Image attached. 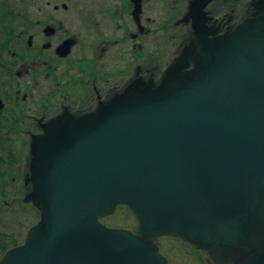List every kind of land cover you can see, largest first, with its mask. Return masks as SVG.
<instances>
[{
    "label": "water",
    "instance_id": "obj_1",
    "mask_svg": "<svg viewBox=\"0 0 264 264\" xmlns=\"http://www.w3.org/2000/svg\"><path fill=\"white\" fill-rule=\"evenodd\" d=\"M198 43L192 69L179 60L153 89L39 142L40 221L0 264H167L154 242L167 233L221 263L264 264V14ZM118 203L136 233L100 222Z\"/></svg>",
    "mask_w": 264,
    "mask_h": 264
},
{
    "label": "flooded vegetation",
    "instance_id": "obj_2",
    "mask_svg": "<svg viewBox=\"0 0 264 264\" xmlns=\"http://www.w3.org/2000/svg\"><path fill=\"white\" fill-rule=\"evenodd\" d=\"M8 2L15 14H6L0 30V211L23 217L33 209L36 218L35 204L25 198L40 141H63L71 117L135 95L141 84L153 89L179 60L181 71L192 69L202 51L198 36L231 33L264 14V0ZM180 241L199 264H231ZM241 258L233 252V264Z\"/></svg>",
    "mask_w": 264,
    "mask_h": 264
},
{
    "label": "rangeland",
    "instance_id": "obj_3",
    "mask_svg": "<svg viewBox=\"0 0 264 264\" xmlns=\"http://www.w3.org/2000/svg\"><path fill=\"white\" fill-rule=\"evenodd\" d=\"M5 19L0 22V30L4 27L2 23ZM124 208L119 207L116 210V213L110 219V222L106 221L110 225H126L127 227H132L135 224L134 216L130 214L129 217H126L123 210ZM30 210V208H29ZM33 209L30 211V215H24L21 217L19 211L11 212V214L0 211V230H3L6 233L14 235V240L16 242L23 239L26 226L30 225L36 218V215ZM173 240V239H172ZM168 240L163 238V250L171 264H199L197 254L190 252V254L181 249L179 252L180 255L173 256L171 253V246L174 248L176 245L175 240Z\"/></svg>",
    "mask_w": 264,
    "mask_h": 264
},
{
    "label": "trees",
    "instance_id": "obj_4",
    "mask_svg": "<svg viewBox=\"0 0 264 264\" xmlns=\"http://www.w3.org/2000/svg\"><path fill=\"white\" fill-rule=\"evenodd\" d=\"M8 8V1L0 0V20L5 17V14H13ZM111 216H107L104 219H109ZM16 243L12 242V236L9 233L0 230V258L2 254L12 245Z\"/></svg>",
    "mask_w": 264,
    "mask_h": 264
}]
</instances>
